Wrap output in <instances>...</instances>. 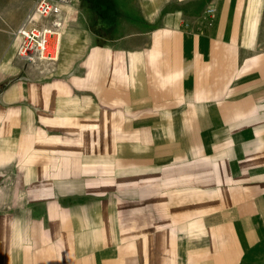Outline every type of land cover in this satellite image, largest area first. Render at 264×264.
Returning a JSON list of instances; mask_svg holds the SVG:
<instances>
[{
    "label": "crops",
    "instance_id": "crops-1",
    "mask_svg": "<svg viewBox=\"0 0 264 264\" xmlns=\"http://www.w3.org/2000/svg\"><path fill=\"white\" fill-rule=\"evenodd\" d=\"M65 7L53 69L0 46V264H264V0Z\"/></svg>",
    "mask_w": 264,
    "mask_h": 264
},
{
    "label": "built area",
    "instance_id": "built-area-1",
    "mask_svg": "<svg viewBox=\"0 0 264 264\" xmlns=\"http://www.w3.org/2000/svg\"><path fill=\"white\" fill-rule=\"evenodd\" d=\"M66 0H36L14 31L16 57L49 69L60 55ZM212 9L207 10L210 14Z\"/></svg>",
    "mask_w": 264,
    "mask_h": 264
},
{
    "label": "rangeland",
    "instance_id": "rangeland-1",
    "mask_svg": "<svg viewBox=\"0 0 264 264\" xmlns=\"http://www.w3.org/2000/svg\"><path fill=\"white\" fill-rule=\"evenodd\" d=\"M69 2H71V0H66V5H67V3H69ZM65 5V6H66ZM64 6V7H65ZM65 9H66V7H65ZM66 11V10H65ZM66 14V13H65ZM64 17H65V15H64ZM78 17H79V14H77V18H76V20L75 21H77V19H78ZM77 24V23H76ZM75 24V25H76ZM19 27V26H18ZM17 29V28H16ZM15 29V30H16ZM63 29H64V26H63ZM14 30V31H15ZM14 31H12V33H11V35H12V37L10 38V39H8V40H3V39H1L0 38V46L1 45H3V43H5V44H7V46L8 47H10L11 45L13 46V48L15 49V52H16V41H15V39H14V35H13V33H14ZM64 32V36H63V40H62V44H61V50H62V47H63V42H64V37H70V34H68V33H65V31H63ZM2 35H4V36H6V33L5 32H3L2 33ZM261 42V43H260ZM262 44V41H259V45L257 46V54L256 55H254V56H251V57H249L248 59L250 60V59H253L254 60V62L255 63H253V64H255L256 65V67H252L254 70H250V73H248V76L250 75V77H252V76H254L255 74H257V75H262V71H259V70H256L257 69V66H259L258 64H260V65H262V63H263V51H264V46L263 45H261ZM15 58H16V60L18 61V62H20V63H22L23 65H26V63H23V62H21L17 57H16V55H15ZM59 60V59H58ZM58 62V61H57ZM57 62L54 64V65H52L49 69H45L44 67H42V66H38V65H32V67H37V68H40V69H43V70H51V69H53L54 67H55V65L57 64ZM28 66H30V65H28ZM242 74V73H241ZM247 76V75H246ZM257 80V79H256ZM255 83H256V85L257 86H259L260 85V83H262L263 85H264V83H263V80H261V81H254ZM257 82H259V84L257 83ZM263 85H261V87L263 86ZM260 87V86H259ZM247 90H249V89H247Z\"/></svg>",
    "mask_w": 264,
    "mask_h": 264
},
{
    "label": "bare ground",
    "instance_id": "bare-ground-1",
    "mask_svg": "<svg viewBox=\"0 0 264 264\" xmlns=\"http://www.w3.org/2000/svg\"><path fill=\"white\" fill-rule=\"evenodd\" d=\"M63 36H64V32H63ZM63 40V39H62ZM60 51H61V48H60Z\"/></svg>",
    "mask_w": 264,
    "mask_h": 264
}]
</instances>
